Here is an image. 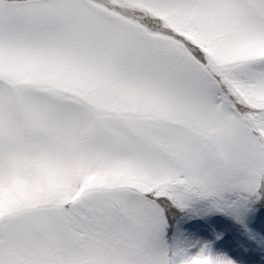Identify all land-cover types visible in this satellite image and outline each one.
<instances>
[{"label":"snow or ice","instance_id":"6c2138e0","mask_svg":"<svg viewBox=\"0 0 264 264\" xmlns=\"http://www.w3.org/2000/svg\"><path fill=\"white\" fill-rule=\"evenodd\" d=\"M0 264H264V0H0Z\"/></svg>","mask_w":264,"mask_h":264}]
</instances>
